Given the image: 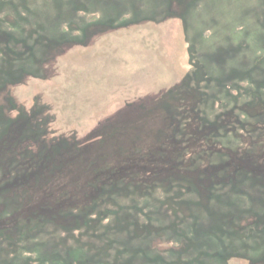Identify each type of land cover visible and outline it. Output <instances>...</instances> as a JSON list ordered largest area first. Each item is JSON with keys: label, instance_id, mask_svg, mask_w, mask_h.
<instances>
[{"label": "rangeland", "instance_id": "1", "mask_svg": "<svg viewBox=\"0 0 264 264\" xmlns=\"http://www.w3.org/2000/svg\"><path fill=\"white\" fill-rule=\"evenodd\" d=\"M16 77L0 153L10 124L33 113L34 147L53 136L96 153L75 175L91 173L96 194L106 157L135 153L126 145L140 132L154 147L181 95L206 127L243 103L264 110V0H0V85ZM240 117L236 137L214 139L223 151L170 159L143 182L155 192L112 185L117 203L19 196L0 161V264H264V165L239 163L261 157L257 121ZM111 127L110 146H96Z\"/></svg>", "mask_w": 264, "mask_h": 264}, {"label": "trees", "instance_id": "2", "mask_svg": "<svg viewBox=\"0 0 264 264\" xmlns=\"http://www.w3.org/2000/svg\"><path fill=\"white\" fill-rule=\"evenodd\" d=\"M24 69L25 67L20 68L18 75L21 76ZM18 81L19 77H16L15 80L9 79L0 85V97H3L0 101V111L2 104L8 108L11 107L13 101L8 99L4 93L10 86L17 84ZM184 98L185 95H181L180 102L175 106L172 115L167 120L166 131L156 137L153 143L154 147H146L145 139L140 132L126 145V147L131 145L132 148H135V153L113 161L111 156L106 157V162L110 164L98 170L91 178L93 182L90 188L95 191L98 187L101 189L99 193H96L98 199L101 196L104 200H114L117 203V199H110L115 197L106 195L110 193V187L131 182L134 183L133 186L139 189L135 193L155 192L158 189L155 185L143 184V182L153 177L163 176L164 172H167L166 168H170V159L177 161L176 165L179 167L180 159L181 161L183 159H197L202 157L206 151H212L215 154H217V150L223 151L220 143H216L214 139H220L218 135L225 136L228 133H232V136L236 137L237 127L245 126V124L244 126L241 125V122H243L241 117L239 119L231 118L234 114L238 117L244 114L247 118H255L257 124L254 131L258 133V137L250 145L261 152V157L257 160L249 156H243L239 159V163L256 161L264 165V122L262 121L264 110L255 113L256 111L252 112L250 107L244 109L243 103L236 106V113H232L231 110L229 115L227 113L219 115L216 118L218 124L206 127L202 120L193 113L197 102L193 105H191L192 102L186 104ZM252 99L254 100V98ZM5 114L3 111L0 117L3 118ZM224 118L227 120L223 121ZM21 122H23V128L19 130L20 128L17 125ZM35 122L33 113L31 115L22 113L16 117V120L10 124L8 129L5 128L8 136L5 138L4 149L0 153L2 159L0 161H6L3 173L5 177L15 180L14 189L17 194L19 196L30 195V197L40 195L50 199L49 203L55 200L56 203L65 205L67 208L76 203L74 198L77 195L82 197H89L91 194L96 195L89 189L88 183L83 184L84 181L89 180L91 173L87 179L75 177V175H80L86 168H82L85 166L83 165L86 160L85 157L91 156V161L86 165L95 163L96 156L95 158L92 156L96 153L92 150L84 152V149L82 151L79 149L77 151L71 150V146L76 149L78 145L76 142L70 145L67 140L57 139L53 136L49 139V142L45 141L44 144L35 145L36 147H34L36 142L33 143V137L37 134L38 125V122ZM117 129V127H111L106 138L103 141L98 140L95 145L105 144L110 146L109 143L114 138L112 137V131L116 132ZM92 147L89 149H92ZM156 149V152H151ZM80 161L81 165L77 163ZM86 169L91 172V168ZM210 174L211 172H205L206 176ZM64 196L70 197V201L66 202Z\"/></svg>", "mask_w": 264, "mask_h": 264}]
</instances>
